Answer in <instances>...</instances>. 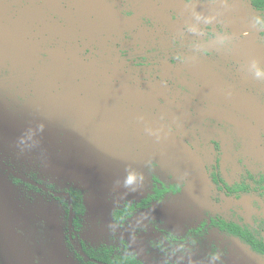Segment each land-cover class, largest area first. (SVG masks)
<instances>
[{"label":"rangeland","instance_id":"1","mask_svg":"<svg viewBox=\"0 0 264 264\" xmlns=\"http://www.w3.org/2000/svg\"><path fill=\"white\" fill-rule=\"evenodd\" d=\"M262 26L246 0H0V264H84L71 234L80 254L83 241L148 264H264L236 239L195 230L264 207V186L226 199L210 176L264 175V80L252 69H264V42L249 52L238 39ZM50 59L59 71L37 74ZM81 114L97 131L98 167L73 145ZM41 123L49 129L35 131ZM14 178L80 189L79 225L64 198ZM155 178L176 190L115 221Z\"/></svg>","mask_w":264,"mask_h":264},{"label":"flooded vegetation","instance_id":"2","mask_svg":"<svg viewBox=\"0 0 264 264\" xmlns=\"http://www.w3.org/2000/svg\"><path fill=\"white\" fill-rule=\"evenodd\" d=\"M246 1L248 2V0H246ZM248 4L251 7H253L249 2H248ZM254 9H256V8H254ZM256 10H258V9H256ZM262 11H264V10H262ZM263 36H264V27L263 26L252 28L251 30H244V31H241L239 36H238V39L240 40L239 44L242 47V49H245L246 51L256 52L257 49L260 47V44L264 42ZM59 65L60 64H59V61L57 59H50L48 61V63H46V65L44 64V66L41 69H38L35 72H37V74H39L40 76H49V75L59 71ZM4 103L8 107V103L6 101ZM80 119H81V121L77 124V126L72 131V137L71 138L73 141V145L75 147H77V149L79 151V155L82 156V159L85 160L89 166L98 167V166H100V163L102 161H101V156H100V152H99L100 141L96 135L97 131L95 129V126L92 124L90 117L88 115L81 114ZM47 129H49V126L45 125L44 123H41V125H39L35 129V131L39 130L41 132H45ZM102 156H104L106 158V155L102 154ZM210 176H211V179L214 183V186L217 188V191L219 192V194L222 193L223 198H226V199L240 200L243 197L246 198V196H247V198H249V197H251L252 192H254L253 189L257 185L264 186V175L252 174L251 172H247L245 174V176L243 177V179L239 183H235V184H229V182L221 174L218 173V169L216 171L215 167H213V169L211 170ZM12 181L14 184L23 183L22 185L25 188L26 187H32L35 190H42V191L49 192V194L53 195L57 199H59L60 197L64 198L65 199V210L67 211V214H68L69 220H70L69 225H74V223L72 222L73 218H77L78 223H79V220L86 213V205L84 204V195H83L82 191L78 188L73 187L69 183H66L67 187L61 193H58L50 187H44L43 188L42 186H38V185H35L32 183H28L25 180L22 181L21 179H17V178L15 179L14 178ZM251 181H253L255 183V186H253V187L250 186V184L248 182H251ZM153 182L155 183L153 191L151 193H149L148 195H146L145 197H147L151 194L157 193L155 191V189H157V188L164 189L162 194L156 198L151 199V201H149L146 204V206L140 207V208L137 207L136 210H134L129 217L124 218L122 220H126V219L134 217L137 212H139L141 210H145L153 202L159 201L165 193L176 190L175 187L158 186L159 180L157 178H155L153 180ZM26 189H30V188H26ZM74 190H78L81 192L82 201H83V204L85 207L83 214H76V212H73V206H72V197L73 196L71 195V193ZM263 194H264L263 192H260L261 196H263ZM145 197H143V198H145ZM143 198H141V199H143ZM141 199L136 200V201H132V202H125L121 206H119L118 208H121V207L125 206L126 204H134L136 202H139ZM251 199H252V197H251ZM253 203H255V202H252V204ZM118 208H116V209H118ZM251 208L255 209L254 204H253V206L251 205ZM255 215H258L260 218H262L263 222L262 221L260 222L259 219H257L258 223L260 222L262 224H254L253 223V219L255 218ZM75 216H77V217H75ZM122 220L117 221V222H121ZM231 224L241 226L243 229L248 230L249 232L253 233L255 236L264 238V207H260V209L257 207V210L253 214L252 213H251V215L249 214V216L246 219L244 217L242 218L241 215H235L234 217L228 216V215L212 216L208 219H205L201 224H198L196 226L195 230H196V232L205 231L206 233L211 232V231H217L219 234H222L226 237L236 239L242 245L243 244L247 245L251 251H253L257 254H260L264 257V255L262 253L255 251L251 247V245L246 242V240L242 239L238 235L231 233L226 228L225 225H231ZM223 225L225 227H223ZM74 226H77V225H74ZM68 237L70 239L74 253L76 254L77 251L74 248L73 243L71 241L74 238V235L71 234ZM80 246H81V242H80ZM193 263L196 264V262H193ZM263 263H264V261H263Z\"/></svg>","mask_w":264,"mask_h":264},{"label":"trees","instance_id":"3","mask_svg":"<svg viewBox=\"0 0 264 264\" xmlns=\"http://www.w3.org/2000/svg\"><path fill=\"white\" fill-rule=\"evenodd\" d=\"M248 2L254 8L258 10H264V0H248ZM163 190L164 189L157 188L155 189L157 193L151 194L134 204H126L121 208L115 209L113 211L114 219L116 221H120L129 217L137 207L140 208L146 206V204L151 201V199L161 195ZM71 195L73 196V212H76V214H83L85 207L82 201L81 192L74 190ZM72 222L77 226L79 224L77 218H73ZM225 226L231 233L246 240V242L250 244L255 251H258L264 255V238L257 237L248 230L243 229L241 226L235 224ZM225 226L223 225V227ZM81 249L83 254L77 252L76 257L84 264H148L133 254L117 253L112 246L102 245L100 247H89L85 242H81Z\"/></svg>","mask_w":264,"mask_h":264},{"label":"clouds","instance_id":"4","mask_svg":"<svg viewBox=\"0 0 264 264\" xmlns=\"http://www.w3.org/2000/svg\"><path fill=\"white\" fill-rule=\"evenodd\" d=\"M252 69H253L254 75L257 79L264 80V69L257 67L255 62H253V64H252Z\"/></svg>","mask_w":264,"mask_h":264}]
</instances>
